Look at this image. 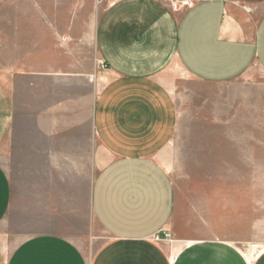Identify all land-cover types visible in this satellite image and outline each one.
<instances>
[{
	"label": "rangeland",
	"instance_id": "374dc122",
	"mask_svg": "<svg viewBox=\"0 0 264 264\" xmlns=\"http://www.w3.org/2000/svg\"><path fill=\"white\" fill-rule=\"evenodd\" d=\"M184 3L173 9L192 7ZM106 5V0H0V81L17 109L11 148L0 150L11 186L0 225L8 251L33 236L54 235L90 258L106 240L90 204L103 161L49 157L40 140L41 129L55 121L40 115L43 108L69 100L75 88L90 101L96 94L95 78L105 69L95 33ZM61 72L87 76L78 87L46 78ZM162 81L176 113L169 149L159 159L173 191L169 242L178 250L193 241L219 240L251 262L264 251V72L252 66L235 80L208 83L176 64ZM86 118L85 112L81 119Z\"/></svg>",
	"mask_w": 264,
	"mask_h": 264
},
{
	"label": "crops",
	"instance_id": "0c3cea01",
	"mask_svg": "<svg viewBox=\"0 0 264 264\" xmlns=\"http://www.w3.org/2000/svg\"><path fill=\"white\" fill-rule=\"evenodd\" d=\"M186 1L192 7L173 9ZM106 2L95 33L106 68L95 78L93 100L75 88L69 100L40 111L55 117L41 129L46 156L103 161L90 204L106 240L88 258L59 236H33L11 251L0 238V264H264V251L250 262L219 240L178 250L175 241L153 240L169 231L173 213L171 182L159 159L169 149L176 113L162 77L176 64L208 83L235 80L252 66L264 72V0ZM86 76L61 72L46 78L78 87ZM85 112L87 121L81 119ZM16 118L12 93L0 81V150L11 148ZM10 201L0 162V225Z\"/></svg>",
	"mask_w": 264,
	"mask_h": 264
},
{
	"label": "built area",
	"instance_id": "2783aa9c",
	"mask_svg": "<svg viewBox=\"0 0 264 264\" xmlns=\"http://www.w3.org/2000/svg\"><path fill=\"white\" fill-rule=\"evenodd\" d=\"M184 5H189V6H191L190 3L188 4V3H186V2L184 3ZM101 68H102V69H105V68H106V66H105V64H104L103 62H101ZM163 238H164L165 240H167V241H170V236H169L168 234H165ZM163 238H162V239H163ZM154 240H156V241H160V240H161V237H160V236H155V237H154Z\"/></svg>",
	"mask_w": 264,
	"mask_h": 264
}]
</instances>
